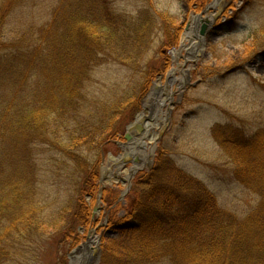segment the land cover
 <instances>
[{"label":"trees","instance_id":"16d2710c","mask_svg":"<svg viewBox=\"0 0 264 264\" xmlns=\"http://www.w3.org/2000/svg\"><path fill=\"white\" fill-rule=\"evenodd\" d=\"M112 1L59 0L37 33L18 35L13 50L0 46V264L37 254L36 245L53 226L50 239L60 236L57 253L67 241L80 242L75 225L92 223L85 197L96 199L100 191L105 144L122 138L118 135L135 117L124 123L123 112L139 110L151 79L161 71L150 69L142 92L134 88L109 101L88 99L86 86L96 67L108 60L135 67L150 42L139 31L153 28L149 13L142 10L133 19L115 10ZM15 2L5 0L0 27ZM177 42L175 36L169 44ZM212 132L234 160L235 180L257 194L255 206L244 216L229 211L198 177L160 153L137 183L141 190L125 218L111 222L117 237L104 244L101 264H264V127L249 133L217 123ZM37 144L61 152L79 177L74 196L51 221L34 192ZM93 150L96 161L89 158ZM68 261L58 256L53 264Z\"/></svg>","mask_w":264,"mask_h":264},{"label":"rangeland","instance_id":"374dc122","mask_svg":"<svg viewBox=\"0 0 264 264\" xmlns=\"http://www.w3.org/2000/svg\"><path fill=\"white\" fill-rule=\"evenodd\" d=\"M17 1L13 9L10 5L11 10L3 14L7 16L0 27V46L12 50L18 35L25 31L37 33L51 18L52 11L59 2ZM215 1H112L115 10L133 19L139 16L142 10L149 13L152 24L154 21L153 28L148 26L149 30L139 31L150 37V42L142 48L144 56L135 67L109 60L96 67L92 80L87 82L86 94L93 102L109 101L114 94L126 95L134 88L140 90L150 69H161L151 79L139 110L136 113L131 110L123 112L122 117L124 123L131 121L132 114H135L132 122L137 120L145 111L150 92L160 79L169 85L167 93L172 87L176 90L171 114H168L169 107H164L161 111L154 103L146 115L148 123L156 124L162 116L168 121L162 136L155 142L156 150L150 157L152 166L139 170L128 182L134 164L127 162L120 165L113 162V158H119L124 153L125 145L120 143L126 142L125 128L123 136L118 135L122 138H115L105 144L108 152L104 154L105 162L101 166V174L105 177L101 182L100 174L98 183L99 190L104 186L103 193L101 196L99 191L96 199H92V195L85 197L87 204L92 205V223L85 226L78 223L75 225L79 230L80 242L73 246L71 241H67L64 243L65 249L57 253L60 236L50 239L51 232L56 231L53 226L49 228L48 236L36 245L39 250L37 254L6 264H53L58 256H66L68 264H78L83 253L87 255V250H82L81 246L87 243L90 235L91 241H94L91 247L95 250L91 253L93 264H101L104 244L117 237L118 231L111 226V222L125 218L128 205L141 190L137 183L142 181L145 173L154 168L160 153H165L168 158L173 159L180 169L198 177L218 195L220 203L229 211L244 216L255 206L258 201L257 194L247 191L235 180L234 160L214 139L212 128L217 123L231 124L235 127L241 126L249 133H255L264 127V0H221L215 10H210L209 7ZM4 3L5 0H0V9ZM162 14L164 17L160 16ZM212 14L215 17L213 25L206 36L200 38L202 24L196 19L200 16L210 18ZM189 27L195 31L194 43L199 42L198 46L201 47V52L198 50L200 57L188 60L185 57L188 50L184 49L175 61L172 52L176 49L180 51L183 35ZM175 36H178V42L172 46L169 43ZM114 46L117 47V44ZM174 67L179 68L177 78H184L182 87L168 83V76ZM122 129L124 130V126L120 127V130ZM34 149L32 158L37 165L34 192L43 206L42 213L51 221L74 196L77 188L75 183H78L79 177L74 173L73 163L68 166L61 159V152L46 144H37ZM93 152L89 158L96 161L98 151ZM95 207H98L96 213L93 210ZM66 222L68 229V222L71 221ZM94 229L96 233L91 234Z\"/></svg>","mask_w":264,"mask_h":264},{"label":"bare ground","instance_id":"6f19581e","mask_svg":"<svg viewBox=\"0 0 264 264\" xmlns=\"http://www.w3.org/2000/svg\"><path fill=\"white\" fill-rule=\"evenodd\" d=\"M220 1L221 0H216L215 3L210 6V10L211 9L215 10L217 8V5L220 3ZM210 18H211V21L213 20V18L215 20L214 14H212ZM192 29L193 28H191L190 30L184 33L183 35L184 38L182 40V45H181L182 47L180 51L176 49L172 52L173 56L175 57V61L179 58L180 54L184 51V49L188 50V55L185 56L188 60L190 58L197 59L198 57H200L199 54L201 52L200 51L201 47L198 46L199 42L194 43L196 37L194 35L195 31ZM178 70L179 68H176V67L172 69L171 74H169V77H168L169 79L168 83L172 86L177 85V86L182 87V85L184 84L183 82L184 78L181 80L177 78ZM167 86L169 85L164 84L161 79L159 82L155 84L154 88L152 89L153 91L150 92L149 98L145 103V111H143V113L140 114L137 119L138 123L140 124L142 123L145 126L144 132H142L143 133L142 136L135 137L132 143L130 142L129 144H126L124 146V153L120 155L119 158H113V162L120 163V165H122V164H126L128 161H132V162L134 161V165L131 169L132 172L148 167L149 164L152 162L150 157L153 155V153L156 150L155 142H157V138L165 130V127L167 126L168 121L164 116H162V117H159V119L156 121V124L148 123L147 121L148 119H146L147 117L146 115L154 103L156 104V106H158L161 109V111L164 107H169V110L172 109L171 107L174 105V101H175L174 93L176 90L172 87L170 88L171 90L169 89V92L167 93V90H166ZM129 178L130 177H128V179ZM92 242L94 243V241H91L90 239L88 245L85 246L87 250L86 252L87 255L83 253L81 260H80V264H84V262L87 261L91 257V253L94 251V248L91 247Z\"/></svg>","mask_w":264,"mask_h":264},{"label":"water","instance_id":"95a60500","mask_svg":"<svg viewBox=\"0 0 264 264\" xmlns=\"http://www.w3.org/2000/svg\"><path fill=\"white\" fill-rule=\"evenodd\" d=\"M210 8V7H209ZM208 8V9H209ZM197 22L199 21V22H201V24H202V26L200 27V31H199V35H200V38L201 37H204V36H206L205 34L208 32V30H210V27L213 25V23L212 22H214L213 20L211 21V18H207V17H205V18H202L201 16L200 17H197ZM187 30H190V27L187 29ZM169 77V76H168ZM169 80V79H168ZM169 111V113L168 114H171V109L170 110H168ZM146 119H148V118H146ZM144 129H145V126L141 123H138V121L137 120H135L134 122H131V124L127 127V131H126V133H125V139H126V142H121L120 144L121 145H126V144H129L130 142L132 143V141L135 139V137H139V136H142V132H144ZM162 134H163V132H162ZM162 134L157 138V141L160 139V137L162 136ZM111 158V157H110ZM112 159V158H111ZM104 162H105V159H104ZM128 162H132V161H128ZM139 162V161H138ZM132 164H134V161L132 162ZM152 162L149 164V166L151 167L152 165ZM145 168H147V167H145ZM145 168H142V169H145ZM139 170H141V169H139ZM139 170H136V171H131V175H130V178H129V180H128V182H130L131 181V179L133 178V176L139 171ZM101 179H102V181L101 182H103V180H104V174H101ZM125 181V180H124ZM131 184V183H130ZM104 186H101V188H100V195L102 196V193H103V188ZM131 187V186H130ZM129 191V189L128 190H126L125 192H124V194L123 195H125L127 192ZM100 196V197H101ZM98 207H95V209H93L94 210V213H96L98 210ZM96 229H94V231L92 230L91 232V234H95L96 233V231H95ZM90 239H91V235L89 236V238H88V241H86L87 243H85L83 246H81L82 247V249H84L85 248V246H87L88 245V243H89V241H90ZM86 249V248H85ZM93 252H95V250L93 251ZM82 262V261H81ZM93 262H94V260L92 259V256L87 260V261H85L84 262V264H93ZM78 264H80V262L78 263Z\"/></svg>","mask_w":264,"mask_h":264}]
</instances>
